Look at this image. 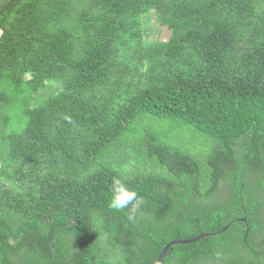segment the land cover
<instances>
[{"label": "trees", "instance_id": "1", "mask_svg": "<svg viewBox=\"0 0 264 264\" xmlns=\"http://www.w3.org/2000/svg\"><path fill=\"white\" fill-rule=\"evenodd\" d=\"M89 2L98 19L73 16V0H0V84L13 97L62 85L20 107L21 130L0 131L15 164L0 168V264H111L96 221L118 264H153L167 243L231 221L170 246L161 264H264V11L253 0ZM151 10L172 36L138 56L151 66L142 74L117 62L113 38L135 36ZM127 154L128 175L111 167ZM115 177L138 194L126 210L109 207Z\"/></svg>", "mask_w": 264, "mask_h": 264}, {"label": "rangeland", "instance_id": "2", "mask_svg": "<svg viewBox=\"0 0 264 264\" xmlns=\"http://www.w3.org/2000/svg\"><path fill=\"white\" fill-rule=\"evenodd\" d=\"M202 0H185L188 6H195L200 4ZM254 5L257 10L260 12L264 11V0H253ZM89 11L91 15L95 18H99L104 14V9L97 7L94 3L89 2V0H73L72 3V14L75 16L82 9ZM138 19V18H137ZM140 21L139 26L136 28L135 36L127 33L118 34L113 38L114 46L117 48V62L121 63L122 67L129 68V70L134 71V68L139 70L140 73L144 74L151 68L148 64L150 63L147 60H142L138 56L144 55V51L150 47L152 43H165L169 41L172 36V29L167 27L166 24H163L161 18L157 16L154 10L149 11L147 14L141 16L138 19ZM9 22H7L8 24ZM72 24V22H69ZM0 31V36H1ZM133 40L134 43L132 47L129 44V41ZM186 60L189 61V65H196V58L191 51H188L186 54ZM189 65H183L182 71L188 70ZM177 67V60L170 65L169 68L174 69ZM121 69V68H120ZM190 69V68H189ZM30 77L23 76L22 83L27 81ZM2 83V81H1ZM62 89V85L58 81H47L44 84L36 89L35 91L30 90L26 85L20 86L18 93H15L13 97L14 88L11 84V81L4 80L3 84H0V93H5L8 95V101L5 103H0V131L8 132L9 129L13 127L12 131L21 130V126L23 123V116L20 113V107L24 106L27 109L33 108L35 105L39 104L47 97H51L56 95ZM115 100H120V98L116 97ZM10 118L9 124L4 122V119ZM130 154H127L123 157L122 162L111 164V167L115 170H119L124 174H129L134 171V162L129 157ZM5 154L0 150V168H5V170L9 174L15 168V164L13 162H9L3 160ZM1 180L6 184L10 185V181L7 178H2ZM98 232H99V244L102 248V253H106L105 262L111 264H118L119 259L121 258V254L118 251H109L107 246V242L105 240V234L102 231L98 221L95 222Z\"/></svg>", "mask_w": 264, "mask_h": 264}, {"label": "clouds", "instance_id": "3", "mask_svg": "<svg viewBox=\"0 0 264 264\" xmlns=\"http://www.w3.org/2000/svg\"><path fill=\"white\" fill-rule=\"evenodd\" d=\"M66 119L71 122L70 118ZM110 191L109 207L117 211L128 209L136 201L138 195L120 177L113 178ZM129 218L132 219L131 216Z\"/></svg>", "mask_w": 264, "mask_h": 264}, {"label": "water", "instance_id": "4", "mask_svg": "<svg viewBox=\"0 0 264 264\" xmlns=\"http://www.w3.org/2000/svg\"><path fill=\"white\" fill-rule=\"evenodd\" d=\"M238 221H242V222H245L246 219L245 218H242ZM233 221L229 222L221 231L219 232H216V233H204V234H200L196 237H194L193 239H190V240H174V241H171L169 243H167L161 250V252L159 253L157 259L154 261L153 264H161L162 262V259L164 257V255L166 254L168 248L172 245H186V244H192L202 238H206V237H213L215 235H218L224 231H226L228 229V227L230 226V224L232 223Z\"/></svg>", "mask_w": 264, "mask_h": 264}]
</instances>
